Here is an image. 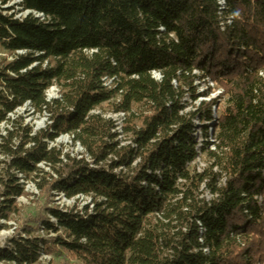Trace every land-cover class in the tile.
Returning a JSON list of instances; mask_svg holds the SVG:
<instances>
[{"label":"trees","instance_id":"1","mask_svg":"<svg viewBox=\"0 0 264 264\" xmlns=\"http://www.w3.org/2000/svg\"><path fill=\"white\" fill-rule=\"evenodd\" d=\"M0 1V48L13 58L0 69V126H12L0 133V232L20 213L22 181L91 200L46 208L0 264H264V0H22L20 19ZM208 78L220 101L188 112L186 99H210L196 85ZM53 88L60 99L48 101ZM26 106L45 129L11 121ZM217 107L199 174L196 122L207 135ZM108 112L126 115L133 146ZM66 136L85 154H65Z\"/></svg>","mask_w":264,"mask_h":264},{"label":"rangeland","instance_id":"2","mask_svg":"<svg viewBox=\"0 0 264 264\" xmlns=\"http://www.w3.org/2000/svg\"><path fill=\"white\" fill-rule=\"evenodd\" d=\"M4 9H11L15 10V14L17 16V19H20L23 17L22 14H20V9L16 8L15 2L12 0L10 1L9 5L4 7ZM11 15L13 14L10 13ZM13 60L12 57H10L6 52H4L0 48V69L5 65L6 62H11ZM196 76L199 78H202L203 75L201 73H198ZM196 85H200L199 92H212L211 95L206 96L204 98L210 97V99H200L196 104L192 105V102L189 99H186V102L188 104L189 110L188 112H193L200 103H210L217 101L219 102V97L221 98V89H217V86L211 81L210 78L206 79V83L203 81L197 82ZM210 90V91H209ZM47 99L48 101L58 100L60 99L59 90L57 88L51 89L47 93ZM226 100H224L223 104L220 106V108H224V103ZM216 111L218 114L219 107L213 108L211 112ZM98 114H101L100 112H97ZM214 116V115H213ZM219 116V114H218ZM22 119L25 126H31L35 129V131H40L46 128L47 125V118L41 117L36 114H34L33 111H31L30 107H24L22 109H19L15 115L11 116V121H15L17 119ZM104 118L106 120H110L114 123L115 129L118 123L121 124L123 130H122V137L120 138L119 142L122 143V146L127 148L130 145H132V137L127 134H124V127L127 120V117L124 120H121L118 117V114L114 113H106L104 115ZM215 127V126H214ZM213 127V128H214ZM11 124H4L0 126V133L4 134L7 129H11ZM116 133L120 134L116 131ZM212 133V132H211ZM213 134V133H212ZM56 145L63 148V151L65 154H72L74 156L81 157L84 155V150L81 152L78 148V146L73 145V139L72 137H62L57 142ZM133 146V145H132ZM211 161L207 154H203L199 160L191 166L192 170H196L197 173L202 174L204 171L210 168ZM46 172L50 173L49 169H46L45 167L42 168ZM21 184H25V189L27 196L25 198H21L18 200V208H19V215L12 219L10 223H3L1 225L6 226L7 228L4 231L0 232V248H6L9 246V242L19 233V230L23 225L28 223L29 221L35 220L39 217V215H42L45 213L46 208H59L63 211H68L77 205L79 208H83L91 203V200L89 198H80L76 201H68L64 198H57L56 196H49L46 194H41L36 186L34 184L25 183L24 181L21 182ZM207 201L209 202L212 197L207 194L206 196ZM54 222V221H53ZM43 236V234H42ZM44 237V236H43ZM42 264H76L75 261L66 259L65 257L61 258H55V257H46L43 259Z\"/></svg>","mask_w":264,"mask_h":264},{"label":"built area","instance_id":"3","mask_svg":"<svg viewBox=\"0 0 264 264\" xmlns=\"http://www.w3.org/2000/svg\"><path fill=\"white\" fill-rule=\"evenodd\" d=\"M3 1H7V0H3ZM10 1L11 0H8L7 6L9 5ZM12 1L15 2V6H16L17 9L22 4V0H12ZM1 5H2V2L0 1V8H1ZM219 6L221 8L220 10L224 11V9L226 8V2L220 1L219 2ZM3 9H4V7H3ZM4 10H8V9H4ZM26 15H28V14H26ZM36 17L39 18V19L44 20V16L43 15H37ZM233 21H234L233 18H228L227 20L222 22V24L220 26L221 27V31L224 32L226 27L232 26ZM19 55H21V53H19ZM197 74H198V72H195V75H197ZM153 77H154V79L156 81H160L161 80V76L159 74H157V73H154ZM111 84H112V82H106V86L107 87H109ZM26 107H29V106H26ZM211 114H212V122L206 124V126L208 128V134L207 135L204 133V127H205L204 124L196 122V126H197L196 139H197V144H198L199 158L203 155V153H202L203 146H205L207 143H209L211 145L210 150L214 152L215 151V146L218 143V137L217 136H218V132H219V116H218V114H217V112L215 110L213 112H211ZM118 117L121 120H124L126 118V115L121 113V114H118ZM122 130H123V128H122L121 124L118 123L117 126H116L115 132L117 131V132L120 133V134L117 133L120 136L119 139L122 137V134H121ZM66 137H69V136H66ZM76 146H78V148H79V150L81 152L83 151V149L81 148V146L79 144H77ZM199 158L197 159V161L199 160ZM195 163H193L192 165H194ZM205 253H207L206 250H205Z\"/></svg>","mask_w":264,"mask_h":264}]
</instances>
